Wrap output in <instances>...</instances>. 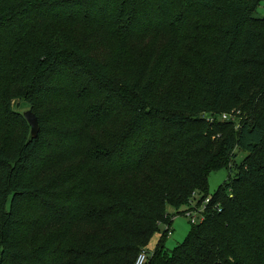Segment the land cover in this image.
I'll return each instance as SVG.
<instances>
[{"label": "trees", "instance_id": "trees-1", "mask_svg": "<svg viewBox=\"0 0 264 264\" xmlns=\"http://www.w3.org/2000/svg\"><path fill=\"white\" fill-rule=\"evenodd\" d=\"M263 2L0 0V264H264Z\"/></svg>", "mask_w": 264, "mask_h": 264}, {"label": "rangeland", "instance_id": "rangeland-1", "mask_svg": "<svg viewBox=\"0 0 264 264\" xmlns=\"http://www.w3.org/2000/svg\"><path fill=\"white\" fill-rule=\"evenodd\" d=\"M258 16H264V2L262 3L261 7L258 11ZM133 62L138 66H142L141 60H133ZM180 79V78H178ZM173 81H176L173 79ZM189 86L187 85L184 87V91H188ZM14 108L16 112L24 114L28 108L27 106L21 101L14 102ZM233 110L231 114L238 115V113ZM246 154H240L233 164V172L232 174L235 175L236 172L239 171V168L245 164ZM230 176V172L228 168H223L221 170L212 172L209 177V198L211 199L216 192L228 181ZM195 202H198L197 199ZM199 203V202H198ZM195 205V203L193 204ZM189 211V203L183 204L180 208L176 207H168V215L173 220L171 226V234L166 237L165 240V249L168 255L172 254L175 249L182 245L189 237L190 232L194 224L192 220L186 215ZM168 229L166 224H161L159 226V232L152 238L149 246L147 247V252L149 253V258L153 256L155 253L160 241L164 238V235Z\"/></svg>", "mask_w": 264, "mask_h": 264}, {"label": "built area", "instance_id": "built-area-1", "mask_svg": "<svg viewBox=\"0 0 264 264\" xmlns=\"http://www.w3.org/2000/svg\"><path fill=\"white\" fill-rule=\"evenodd\" d=\"M239 115V113H238ZM238 115L235 114H223L219 117L222 122H238ZM207 118V117H204ZM209 122L213 123L216 119L209 118ZM193 200L189 204V211L187 212V216L192 220L194 225L201 224L205 221L207 207L211 203V199L207 198L204 201H200V197L196 194L193 195ZM197 201L199 202H195ZM195 203V205H193ZM148 254L146 252H142L137 257L135 264H147L148 263Z\"/></svg>", "mask_w": 264, "mask_h": 264}, {"label": "water", "instance_id": "water-1", "mask_svg": "<svg viewBox=\"0 0 264 264\" xmlns=\"http://www.w3.org/2000/svg\"><path fill=\"white\" fill-rule=\"evenodd\" d=\"M26 121L31 128V137L37 138L40 131L39 121L36 115L32 111H28L24 114Z\"/></svg>", "mask_w": 264, "mask_h": 264}]
</instances>
